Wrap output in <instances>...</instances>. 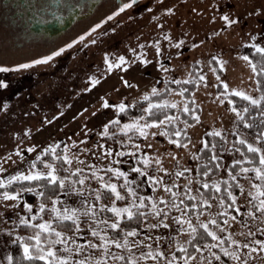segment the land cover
Segmentation results:
<instances>
[{
	"label": "rangeland",
	"instance_id": "obj_1",
	"mask_svg": "<svg viewBox=\"0 0 264 264\" xmlns=\"http://www.w3.org/2000/svg\"><path fill=\"white\" fill-rule=\"evenodd\" d=\"M249 45L264 48V0H145L65 53L17 73L25 75L24 84L11 101L0 105V181L7 186L15 176L35 171L47 174L51 169L33 168L34 161L59 142H66L65 158L71 161L67 168L71 173L80 172L84 182L76 189L65 180L50 206V219L42 223L63 220L57 218V212L63 216L66 210L68 215L75 211L79 228L74 234L60 235L61 260L68 264H223L217 259V248L224 255L227 251L238 256L232 259L226 255L231 260L228 264H264V212L259 210L261 197L254 199L258 186L248 172L239 174L243 193L233 198L235 219L230 215L224 225H217V215L228 213L218 197L204 201L211 210L201 217L188 216L186 209L159 207L170 195L183 202L187 189L193 198L202 199L195 170L206 132L224 134L227 140L235 133L240 141L258 148L254 139L236 128L238 114L231 103L216 93L217 84L223 83L229 92L255 99L252 67L241 54ZM211 58L218 60L222 77L209 63ZM194 63L200 64V76L205 81L194 95L201 109L200 121L190 127L177 115L169 119L179 130L189 132L188 145L179 148L169 142L164 125L149 127L142 121L135 125L145 133L144 139L129 146L126 160L121 159L117 148L101 142L121 105L149 94L159 79L189 78ZM168 102L178 110L186 106L176 92ZM216 155L225 163L220 175L223 180L234 178L227 170L229 164L245 160L239 153ZM136 159L156 173L136 171ZM185 172L190 175H178ZM106 175L122 178L130 196L128 202L119 201L115 193L109 202L100 199V190L111 185L125 197L119 184L107 180ZM90 190L94 193L89 196ZM28 192L39 195L40 190L9 194L18 197L14 200L0 197V264H10L11 245L23 242L19 225L42 213L38 201H25ZM146 200L152 204V225L130 232L134 235L114 238L111 225L128 213L122 211L117 216L112 209L130 210ZM105 211L113 219H105ZM204 224L219 239L199 247L195 255L178 254L188 246L192 229Z\"/></svg>",
	"mask_w": 264,
	"mask_h": 264
},
{
	"label": "trees",
	"instance_id": "obj_2",
	"mask_svg": "<svg viewBox=\"0 0 264 264\" xmlns=\"http://www.w3.org/2000/svg\"><path fill=\"white\" fill-rule=\"evenodd\" d=\"M243 57L247 56L252 65H255L254 75V90L255 99L258 101L257 105H253L248 100L242 99L240 96L234 95V92L226 90L223 83H218L216 87V93L222 96L227 102L231 103L232 109L237 112L238 116L235 120L236 128L244 134L254 139L257 142L259 151L256 153L248 151V144H241L239 137L235 133H230V140L226 139L224 134L214 135L216 131H208L203 135L204 145L199 150L196 156L197 166L195 170V177L200 182L197 189L202 195V199H195L191 196L189 189L186 190L188 197L183 202L178 203L177 197L170 195L166 202L159 203V207H165L167 205L187 211V215L191 217H201L203 214L211 210L209 205L204 203L205 200H213L218 197L223 203V207L227 209L228 213H219L216 217L217 225L226 222L227 217L232 215L235 217V204L233 198L241 196L242 187L239 174L242 169H248V177L252 180L261 191H264V181L257 178L254 169H260L264 171V165L260 164V157L264 155V56H261L256 51L254 46H245L241 50ZM248 62V61H247ZM209 63L212 65L216 74L220 77L223 76V70L219 68L218 60L211 58ZM249 63V62H248ZM250 64V63H249ZM189 78L183 79H159L154 89L155 94L151 91L144 97L138 98L124 106V110H119L115 118L105 128L107 129V135L105 130L103 132L101 142L107 146L117 148L121 153V159L126 160L130 155L126 153L131 144H139L143 141L144 136L137 131V128L125 129L126 125H135L139 121H142L149 125H164L163 131L169 142L177 144L179 148H183L191 140L189 132L181 129L179 130L177 125L173 122H169V118L173 119L176 115L187 126H194L200 121L201 113L200 107L197 105L194 95L201 85L205 84L200 76V64L194 63L190 67ZM173 92L179 93L185 100L187 111L185 108L177 109L171 107L169 98ZM147 97V99H145ZM157 105L158 107L152 108V114H149L147 109L150 106ZM139 128V127H138ZM179 132V135L176 133ZM230 142L232 144L230 145ZM66 142L61 141L55 147L47 150L41 157L34 161V165L37 169H42L46 164H52L55 169V175L59 180H70L71 186L76 189H80L82 184L80 172H69L67 168V160L65 158ZM230 145V146H229ZM256 148V147H255ZM55 150L54 152L52 150ZM239 153L245 160L241 163H231L228 165L227 170L230 174H234V178L229 180H223L220 175L225 167L223 158L218 157L216 154L225 153ZM137 168L145 174H155L156 170L147 167L140 159L135 161ZM178 172V171H177ZM179 176H189L188 172L179 173ZM107 177V178H106ZM107 180L117 182L120 190L125 193V197L119 201H129L130 196L127 192L125 183L122 178L115 176H107ZM106 180V181H107ZM211 181V182H208ZM152 183V182H151ZM207 185V187H205ZM217 186L219 191H217ZM38 188L40 190L39 195L28 192L24 195V199L27 203H34L38 201L43 205V211L41 215L31 222L21 224L18 227V231L23 236V242L13 243L10 247V264H48V261H52V264H58V262L52 257H48L46 260L33 259L28 260L24 256V247L27 245L33 256H39L47 253L51 250L56 253V256L61 259L62 247L60 243H55L59 239L55 233L60 234H74L77 232L79 225L73 223L72 220H58L51 224L49 232H42L39 225L43 221L50 219L52 205L55 198H57L62 188L59 184H52L47 179L40 181H15L3 188H0V197L5 192L8 194H15L19 191H31ZM94 191L90 190L87 194L90 196ZM96 193V192H95ZM174 193L176 189L174 188ZM100 199L103 202H109L114 193L110 189L100 190ZM264 199V197H261ZM132 215L129 218L128 214H123L122 219L117 222L118 227L110 229V234L117 239L124 238L128 233L132 231H140L143 226H151L153 220L152 204H148L146 200L144 204L140 206L132 207L129 210ZM103 216L107 220L113 219V215L109 212H104ZM83 223V222H82ZM222 225V226H223ZM40 236L39 248L43 249V252L37 250L36 236ZM212 237L199 226L195 229L193 236L188 242V246L178 252V254H186L192 256L198 251L199 247L207 244H212ZM216 255L219 256L223 264L230 263V257L219 252V249L214 248ZM220 264V263H217Z\"/></svg>",
	"mask_w": 264,
	"mask_h": 264
},
{
	"label": "flooded vegetation",
	"instance_id": "obj_3",
	"mask_svg": "<svg viewBox=\"0 0 264 264\" xmlns=\"http://www.w3.org/2000/svg\"><path fill=\"white\" fill-rule=\"evenodd\" d=\"M144 1L0 0V68L7 69L0 72V105L18 94L25 82L17 74L22 69L65 53Z\"/></svg>",
	"mask_w": 264,
	"mask_h": 264
},
{
	"label": "snow or ice",
	"instance_id": "obj_4",
	"mask_svg": "<svg viewBox=\"0 0 264 264\" xmlns=\"http://www.w3.org/2000/svg\"><path fill=\"white\" fill-rule=\"evenodd\" d=\"M133 2H135V0H133ZM129 6H131V5H129ZM224 19L226 21H228L229 18L225 16ZM256 51L259 54H261V56H264V48H256ZM57 55H59V53H57ZM243 59H245L246 61H248L251 64V61L249 60V58L247 56L243 57ZM121 62L122 63L124 62L123 61V58H121ZM40 63H47V61H40ZM25 67H27V66H25ZM111 67L112 66L109 65V68H111ZM252 67H253V70L255 71V67L256 66L255 65H252ZM4 71H7V69L0 68V72H4ZM225 87H227V86L225 85ZM155 91L156 90L153 89V93L154 94H155ZM234 95L240 96L242 99L250 101V103L253 104V105H257L258 104V101L257 100L251 99L249 96L245 95L244 93L236 92V93H234ZM145 99H147V97ZM262 99H264V98H262ZM104 106L105 107H108V104L105 103ZM153 107H158V106L157 105L150 106L149 109H147V111L149 112V114H152V108ZM171 107H175V105H171ZM120 110L121 111L124 110V106L123 105L120 106ZM187 110H188L187 108L184 109V111H187ZM233 110H235V109H233ZM169 119H171V118H169ZM148 126L151 127V126H154V125H148ZM134 127L137 128V131H140V134L141 135H144L145 134L143 132V130L140 129V128H138L136 125H126L125 126V129L127 130V129H131V128H134ZM213 134L214 135H220V133H218V132L217 133H213ZM105 135H107V129H105ZM176 135H179V132H177ZM240 143L241 144H244L245 141L241 140ZM29 151H32V149H29ZM52 151L54 152L55 150L53 149ZM248 151L249 152L256 153V152L259 151V149L255 148V147H253L251 145H248ZM66 162L67 163H71L70 160L69 161H66ZM260 164L264 165V155H262L260 157ZM45 167L51 169V171H49L47 174L42 173L40 171H35V172H33L31 174H28V175L15 176V177L11 178L8 181V184L13 183V181H29V182H31V181H40V180L47 179L52 184H57L58 183L59 186L62 188L64 186V181L63 180H59L58 181L56 175L54 174L55 173V169L51 165H47V164L45 165ZM33 168H35V165H33ZM136 171H139V169H137ZM242 171L243 172H247L248 169L247 168H244V169H242ZM254 171L256 172L257 178L260 179V180H262V181H264V171H261L260 169H254ZM118 175H123V173H118ZM83 182H84L83 180L79 181V183H81V184ZM3 187H5V184L3 183V181H0V188H3ZM205 187H207V185H205ZM110 190L113 193H115L117 199H123V197H121L120 194L117 192L116 187L114 185H111L110 186ZM166 190H168V189H166ZM217 191H219V187L218 186H217ZM257 193H258V196L257 197H254V199L255 198H258V197H264V191H261L259 188H257ZM3 195H4V198L5 199H13L14 200V199H17L18 198L17 196H10L7 192H5ZM233 202H235V200H233ZM259 210L262 211V212H264V199H261L260 202H259ZM29 211H31L30 208H29ZM41 211H43V205H41ZM54 211H55V209H54ZM112 211H114L117 216H120L122 211L123 212H127L128 215H129V218H131V215H132V213L128 209H123V210H120V209H112ZM237 211H239V209H237ZM75 215H76L75 211H73L71 213V215H68L67 214V210H66V214L63 215V216H61L60 213L57 212V218L58 219L72 220L73 223H77V221L74 219ZM233 219H235V217H233ZM25 223H27V221H25ZM213 223H215V222L213 221ZM111 227L112 228H117L118 225L115 224V223H113L111 225ZM190 227H191V225H190ZM201 227L204 228V230L208 233L209 236L212 237L213 240H218L219 239L215 235V233H213L211 231H208V226L206 224L201 225ZM39 228L41 229L42 232H49L50 229H51V225L48 224V223L41 224V225H39ZM192 231L195 232V228H193ZM134 234L135 233H128V235H134ZM55 235L57 237H60L61 234L59 232H57V233H55ZM93 235L94 236L95 235H98V233L93 232ZM220 242L223 243V241H220ZM55 243H63V240L62 239H58L57 241H55ZM257 243H261V242L257 241ZM36 244H37V250L40 251V252H43V249H40L39 248V245H40V236L39 235L36 236ZM116 246L117 247H120L119 244H117ZM245 247H247V245H245ZM261 247H264V243H261ZM252 251H255V249H252ZM225 254L226 255H231V258L232 259H238V256H236L235 254H230L227 251L225 252ZM148 255L151 256V253H149ZM24 256L28 260H33V259L46 260L48 257H52L53 259H55L58 262V264H68V262L66 260H61L59 257L56 256V253L54 251H51V250L47 251V253H45V254H42V255H39V256H33L32 253H31L30 248L27 245L24 247ZM120 259H123V258L121 257ZM217 259H219V257H217ZM48 264H52V261H48Z\"/></svg>",
	"mask_w": 264,
	"mask_h": 264
}]
</instances>
